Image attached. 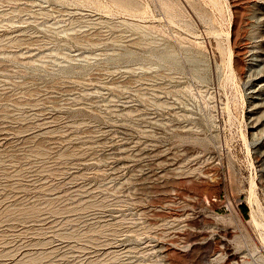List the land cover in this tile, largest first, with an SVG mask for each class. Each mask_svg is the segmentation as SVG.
<instances>
[{"label":"rangeland","instance_id":"374dc122","mask_svg":"<svg viewBox=\"0 0 264 264\" xmlns=\"http://www.w3.org/2000/svg\"><path fill=\"white\" fill-rule=\"evenodd\" d=\"M0 264H264V0H0Z\"/></svg>","mask_w":264,"mask_h":264}]
</instances>
